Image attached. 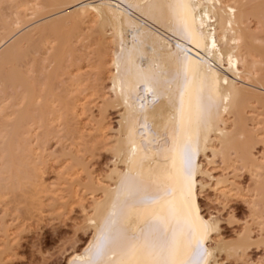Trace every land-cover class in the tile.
<instances>
[{"label":"bare ground","instance_id":"6f19581e","mask_svg":"<svg viewBox=\"0 0 264 264\" xmlns=\"http://www.w3.org/2000/svg\"><path fill=\"white\" fill-rule=\"evenodd\" d=\"M178 2L181 0H41L31 7L30 14L40 17L35 22L27 24L28 14H18L17 10L12 19L0 21V192L20 188L29 178L24 167L34 166V171L39 168L36 151L46 150L50 135L66 131L71 119H77L80 109L85 108L79 106L82 102L77 104L78 94L73 95L78 96L74 100L69 86L67 99L55 95L50 100L48 95L63 61L75 51V39L87 35L86 24L98 26L87 35L95 39L90 38L95 45L92 53L96 64L90 62L95 66L89 71L95 77L89 76L95 89L104 79L109 82L108 92L98 95L102 99L98 120L91 115L97 122L92 149L103 143L110 167L107 165L105 174L98 173L102 178H97L95 170H90L73 150L67 151L74 161L70 167L74 178L67 179V196L78 203L92 229L87 245L73 253L67 264H88L91 253L86 250L114 211L126 176L159 197L149 209L138 210L131 231L138 234L153 214L167 216L170 204L178 209L182 206L184 195L172 160L186 135L194 133L186 120L181 122L182 94L186 114L190 99L195 111L197 95L204 110L194 156L193 199L200 217L216 220L215 231L204 240L208 264H224V259H219L221 254L226 259L235 255L244 262L253 243V225L264 235V153L261 158L254 157L252 149L261 140L247 118V108L255 109L251 106L254 103H260L262 112L258 114L264 115V0H182L191 6L186 13L172 7ZM39 50L54 64L38 85L34 73L35 52ZM146 81L152 91H145ZM80 97L81 101L85 98ZM56 102L58 111L53 106ZM109 108L117 112L115 127L106 120ZM133 145L137 149L134 156ZM233 150L241 160L240 166L251 173L253 183L245 193L252 196L247 199L252 221L244 220L245 226L236 237L228 239L220 230L218 218L202 213L197 194L210 183L225 202L235 196V191L243 192L236 178L233 180L225 171L233 160ZM215 158L222 161L225 174H213L209 165ZM168 189L171 194H166ZM52 195L54 208L59 198ZM86 196L91 197V203L84 202L89 207L83 204ZM32 202L25 209L34 215L41 206ZM116 212L120 220L122 209L117 207ZM10 233L4 224L0 264L7 263L5 256L9 257L13 249ZM188 254L190 249L185 259ZM119 259V251L104 258L105 264H117Z\"/></svg>","mask_w":264,"mask_h":264},{"label":"rangeland","instance_id":"374dc122","mask_svg":"<svg viewBox=\"0 0 264 264\" xmlns=\"http://www.w3.org/2000/svg\"><path fill=\"white\" fill-rule=\"evenodd\" d=\"M40 1L41 0H0V21L1 19H12L15 16L14 11L17 10L18 14H28L26 18H30V20L28 19L26 22L27 24L35 22V20H38L40 17H34L30 14L31 7L35 6V4ZM63 8H65V6L60 9ZM53 18H55V16H53ZM26 23L23 25L26 26ZM92 24H86L88 28L86 27L87 30L85 29L86 32H84L87 33V35L94 32L98 27L96 23ZM87 35H80L75 39V51L68 59L66 57L63 61L56 79L53 80L51 92L48 97L51 100L55 95H60L67 99V89L69 86L71 89L73 88V91L70 92L71 95L78 94L79 96L75 95L76 98L73 96L74 100L78 97L77 102L88 103V105H84V103L80 105L79 102L77 104L81 107L85 106L86 109L89 106L90 108L88 109L90 110L86 112L85 108L80 109V118L71 119L69 128H67L66 131L58 130L50 135L46 150L36 151V156L38 157L36 159V167L39 168L34 171V166L24 167V170L28 171L29 178L23 181L20 188L14 191L6 190L0 192V241L2 238L1 227L4 224L7 226L8 232H11L10 235L13 241L11 242V247L13 249H10L11 251L7 254L9 257L5 256L6 264H67L70 256L75 252H80L91 238L92 229L91 226H89L90 224H87L88 221L86 222L81 207H79L78 203L76 204L70 201L67 196V179L71 180L74 178L72 174L73 169H70L74 161L71 156H67L68 150H73L79 158L88 165L90 170H95L97 174L94 175L97 176V178H102V175L108 170V167H106L107 165L110 167L109 161L107 162L109 157L105 156L108 153L103 148V143L98 145V149L94 151L92 149L97 138V135L95 136V134H97V122L95 123L92 117H95V121L98 120V107L100 106V100H102L100 99L101 96L99 97L98 95L108 92L107 83L109 81L108 79H104L103 83L100 81V88L97 87V89L94 88L93 82L92 88L91 77L93 75L91 76V74L94 73H90L89 71L95 66H92V64L96 62L95 60L93 61L92 53L95 45L91 42L93 38H87ZM47 55L48 54H45L42 50L35 52L36 71L34 74L36 75L38 85L45 81L48 73L47 71L50 70L54 64V62L51 63L49 61ZM107 56L108 55L105 57L106 59L109 58V56ZM90 62L93 63L90 64ZM94 77L92 78L94 79ZM76 78H79L78 80L81 83L77 81L80 85H77L79 83L75 80ZM79 92H81V95ZM108 94H106V96ZM80 96L85 97L83 101H81L82 98ZM53 106L58 111L59 103L56 102ZM251 106L255 109H252V107L247 108V113L249 115L247 117L249 118L248 124L250 127L253 126V130L255 133L257 132V134H259L261 140L254 146L252 152L254 157L261 158L264 153V115L260 114L262 112L260 103H254ZM81 110L85 111L81 113ZM61 111L62 110H60V112ZM258 112L260 113L258 114ZM106 116L109 126L115 127L117 123V112L109 108L106 112ZM38 132L40 133V131ZM106 132L108 133L109 130H106ZM235 152L237 151H231L233 160L229 169L225 171L229 173L226 174H228L230 178L232 177L233 180L236 178L235 180L238 182L237 185L242 188L243 192L241 191L238 194L237 191L236 194L235 191V196L230 197V200L225 202L221 199L219 194L217 195V192L210 183L209 185L207 184L204 189L198 190L197 194V202L202 213L206 216H208V213L216 216L219 220L220 230L222 234H224L223 236L228 239L236 237L237 233L243 228V225L245 226V222L248 221L251 223L252 221L251 215H249V213H252L248 208L249 203L247 202L251 194L249 192H247L248 194L245 193V188L253 183L250 179L251 173L249 174V170L247 171L244 167L242 168V165L240 166L241 160L239 159L240 162L238 161ZM104 157H106V159ZM209 166L213 168L212 172L214 175L225 174L222 172L223 163L219 158H215L214 162ZM98 173L102 174L101 177ZM81 174L83 181L84 174ZM34 179L38 181L33 183ZM49 193L59 198L56 202V204H58L56 205L57 207L52 208L54 201L50 200ZM244 193L247 197L244 196ZM90 198L91 197L87 198L86 196L83 200V204L84 202L85 204L91 203ZM31 202L36 205L40 203L39 205L43 207L38 209V211L41 209L40 212H34L35 214L33 213L34 215H32L29 209H25L26 205L31 207ZM87 206L89 207V205ZM254 226L255 224L253 225L255 231L253 232V243L249 250H247L248 256L246 255L244 262H247V264H263L264 241L262 240L264 239V235H260L257 230L258 228ZM233 256L226 259V255L221 254L219 259H224V264H246L243 262V259H237L235 255ZM240 260L243 263H241Z\"/></svg>","mask_w":264,"mask_h":264},{"label":"snow or ice","instance_id":"6c2138e0","mask_svg":"<svg viewBox=\"0 0 264 264\" xmlns=\"http://www.w3.org/2000/svg\"><path fill=\"white\" fill-rule=\"evenodd\" d=\"M172 7L186 13L191 6L181 0ZM145 91H152L150 82H145ZM203 111L197 95L195 111L192 110L190 99L186 114L184 97L181 95V122L186 120L188 127L194 129V133L189 132L186 135L172 160L184 195L182 206L178 209L174 204H170L167 216L153 214L138 234L131 231L132 223L138 218V210L149 209L158 202L159 197L141 189L139 183L132 182L131 178L126 176L122 182V190L117 193L114 211L96 237L95 243L86 250L91 253L88 264H105L104 258L110 253L115 255L117 251L120 253L117 264H208L206 257L209 253L204 247V240L215 231L216 220L211 218L205 221L200 217L193 199L194 156L199 143ZM136 150L133 145V156ZM131 163L133 160L130 157L129 164ZM166 194H171V190H166ZM117 207L122 209L120 220L117 219ZM189 249L190 254L185 259V253Z\"/></svg>","mask_w":264,"mask_h":264}]
</instances>
